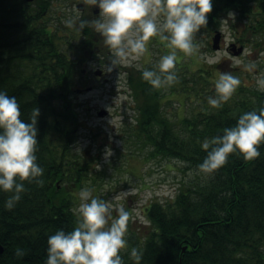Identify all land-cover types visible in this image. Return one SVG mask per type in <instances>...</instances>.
Masks as SVG:
<instances>
[{
    "label": "trees",
    "instance_id": "1",
    "mask_svg": "<svg viewBox=\"0 0 264 264\" xmlns=\"http://www.w3.org/2000/svg\"><path fill=\"white\" fill-rule=\"evenodd\" d=\"M30 6L25 0H0V89L17 98L22 119L29 120L33 108L40 110L36 155L44 168L43 183L24 179L26 190L11 209L4 206L9 193L0 190V264H45L48 235L76 226L73 206L79 190L88 181L94 187L104 173L92 164L94 156L73 148L81 128L74 94L89 87L84 86L80 67L85 55L113 66L110 47H99L103 39L91 24L78 31L63 24L60 14L54 17V30H48L42 11ZM207 16L198 31H212L213 36L228 20L235 42L257 53L264 50V0H212ZM58 30L64 36H58ZM78 32L85 39L75 49L71 40ZM193 64L194 70L182 67L188 78L181 73L167 85L168 93L143 79L142 69L126 73L135 115L124 141L130 139L135 147L149 151V158L176 159L198 169L207 151L201 147L203 138L222 134L239 114L264 106V88L245 85L234 67L239 86L221 107L211 106L207 96L216 95L212 65ZM165 96L168 101L170 96L181 97L182 103L197 100L201 106L190 117L180 116L177 129L164 111ZM258 147L257 157L232 152L223 165L203 170V179L181 183L172 198L150 200L141 210L144 220L127 224L134 237L132 243L126 237L127 247L120 250L124 264H137L130 250L142 234L139 264H264V142ZM17 247L25 250L24 255L15 254Z\"/></svg>",
    "mask_w": 264,
    "mask_h": 264
},
{
    "label": "clouds",
    "instance_id": "2",
    "mask_svg": "<svg viewBox=\"0 0 264 264\" xmlns=\"http://www.w3.org/2000/svg\"><path fill=\"white\" fill-rule=\"evenodd\" d=\"M99 8L92 20L70 16L63 22L82 31L91 24L104 37L113 52L111 63L132 65L142 69V78L155 88L175 83L178 51L193 54L198 45L194 34L206 25L212 0H91ZM233 15V13H232ZM78 21V26H77ZM158 36L170 49L156 61L154 67L136 63L148 51L151 37ZM240 77L230 71H220L214 81L216 95L207 96V103L221 107L240 84ZM264 88V76H258ZM39 108L32 109L29 120L21 118L20 104L14 95L0 89V190L9 195L4 206L11 209L26 190L24 179L43 183L44 168L36 155L37 117ZM264 142V106L238 115L236 123L225 127L222 134L205 137L201 147L206 151L197 168L206 172L226 163L230 153L239 151L245 158L260 155L258 145ZM111 149L106 148L107 158ZM79 203L74 209L76 226L68 231L57 229L47 237L45 264H124L120 250L127 246V224L130 211L123 204H114L93 194L92 187H82ZM115 209L116 215H113ZM17 247L15 254L24 255ZM131 257L139 264L142 251L133 246Z\"/></svg>",
    "mask_w": 264,
    "mask_h": 264
},
{
    "label": "rangeland",
    "instance_id": "3",
    "mask_svg": "<svg viewBox=\"0 0 264 264\" xmlns=\"http://www.w3.org/2000/svg\"><path fill=\"white\" fill-rule=\"evenodd\" d=\"M81 3L82 6L78 7L77 4ZM53 7L50 17L53 18V15L60 14L63 15V20L73 15L79 17L84 15L86 20H92L99 14V11L95 10L97 6L91 0H53ZM229 17H232V14ZM49 22L47 21V25ZM218 30L222 33L220 50L207 51L205 49L211 46L212 31H197L194 34V43L198 45V49L191 55L178 51L177 75L181 76L185 73V78H188L186 69H182V67L189 65L191 70H194L196 66L193 61L199 63L204 61L205 64L212 65L210 68L215 79L218 78L220 71L232 72V68L237 67L242 73L241 77L245 85L262 88L258 85L257 79L258 76H264V50L257 53L251 46H246L242 47V52L234 55L227 49L228 44L234 43L236 48L241 45L235 42L229 21H223ZM59 33L63 34L61 31ZM97 34L99 33L97 32ZM100 37L103 40H98L99 47L102 48L107 43L102 35ZM84 39L83 34L78 32L71 40L73 47L80 49ZM165 44L166 42L161 41L158 36L151 37L148 42V51L136 63L145 67L155 66L159 57L170 50L165 47ZM109 51L113 54L111 49ZM69 55L75 59L73 52ZM85 58H87L86 61L80 67L87 69L90 77H93L92 70L101 68L107 79L106 82H98L101 78H96V81L89 82L95 86L92 91H81L74 94L81 128L78 129V137L73 148L77 152L84 151L88 157L94 156L96 159L92 164L97 170L104 172L101 173L102 177L94 187L89 186L93 184L90 181L85 184V187H92L94 195L111 200L114 204H123L131 213L128 223L132 222L137 225L139 221L144 220L141 210L149 204L150 200L165 202L174 196L181 183L188 184L190 181L203 179L205 175L203 170L188 168L186 163L176 159L149 158L147 156L149 151L135 147L130 139L124 141L131 129L135 115L134 102L129 95L126 83V73L137 67L135 63L132 65L120 63L113 66L103 65L99 59L96 60L91 55H85ZM110 59L111 54H109L108 60ZM207 65L206 67H208ZM211 86L214 88V83ZM162 91L168 93V86L162 87ZM167 99V96L163 99L164 111L171 120L175 121L177 129L180 127V116L190 117L201 106L197 100L186 99L182 103L181 100L172 96L169 98L170 101ZM100 111H103L104 114L99 115ZM106 148L111 149V154L107 158L103 155ZM131 154L135 156L131 158L129 156ZM75 200L74 209L79 203L78 194ZM142 230L143 228H141ZM142 235L138 236L139 242L136 244L138 248L143 242ZM126 237L132 243L134 236L128 229Z\"/></svg>",
    "mask_w": 264,
    "mask_h": 264
},
{
    "label": "flooded vegetation",
    "instance_id": "4",
    "mask_svg": "<svg viewBox=\"0 0 264 264\" xmlns=\"http://www.w3.org/2000/svg\"><path fill=\"white\" fill-rule=\"evenodd\" d=\"M30 7H32V9L33 8H35V9H40L42 12V15H41V18H44V19H46L49 23H48V25H47V29L48 30H54V27H53V25H54V15H53V18H51L50 17V14L52 13V8H54L53 7V0H33L32 2H31V6ZM91 7H90V5H89V9H90ZM83 9H85V7L83 6ZM95 10H97V11H99V8L97 7ZM41 18H38V19H36V21L38 22V23H41ZM56 34L58 35V36H62V34H60L58 31H56ZM96 59V58H95ZM97 60V59H96ZM93 71L94 70H92L91 72H92V74H93ZM104 75H105V72L103 71V73L100 75V76H97V78H100V77H102L98 82H101L102 80H104L105 79V77H104ZM83 77H84V80H85V85L84 86H86L87 85V83L89 84L88 86H91V87H95L93 84H90L89 82L90 81H93L94 82V80L96 81L97 79H94V78H90V75H89V73L87 72V69H84V71H83ZM84 86H80V88H82V87H84Z\"/></svg>",
    "mask_w": 264,
    "mask_h": 264
},
{
    "label": "water",
    "instance_id": "5",
    "mask_svg": "<svg viewBox=\"0 0 264 264\" xmlns=\"http://www.w3.org/2000/svg\"><path fill=\"white\" fill-rule=\"evenodd\" d=\"M27 2H31L32 0H25ZM79 7V5H78ZM220 39H221V32L220 31H216L214 33V35L212 36V44H211V47L213 50H218L220 48ZM230 49L232 51V53L234 55H237L239 54L241 51H242V46H239L236 48V46L234 44L230 45ZM96 75H99L101 73V70H96L94 72ZM99 115H103L104 112L103 111H100L98 113ZM3 251V246L0 244V254L2 253Z\"/></svg>",
    "mask_w": 264,
    "mask_h": 264
}]
</instances>
